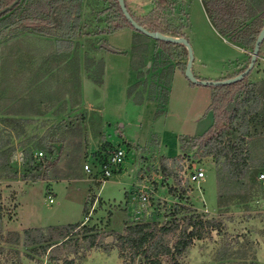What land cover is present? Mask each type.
I'll return each mask as SVG.
<instances>
[{"label": "rangeland", "instance_id": "obj_1", "mask_svg": "<svg viewBox=\"0 0 264 264\" xmlns=\"http://www.w3.org/2000/svg\"><path fill=\"white\" fill-rule=\"evenodd\" d=\"M84 1L82 11L89 17L97 6L93 8L94 0ZM206 1L179 0L170 18L176 25L182 23L185 26L194 51V69L198 59L204 58L206 65L215 71L211 72L214 78L207 80H218L217 72L233 75L243 69L250 61L252 50L238 49L230 37L221 34L216 25L220 16L214 13V8L212 11L211 2V12H208ZM126 2L137 16L148 14L155 5L154 0ZM260 2L263 4L264 0ZM27 33L33 32L23 31L0 38V57L5 67L9 65L5 56L15 48L20 61L21 49L30 43L29 38L21 39ZM133 33L132 29L125 28L103 36L84 35L72 43H55L40 36L33 39L35 47H44L46 52H51L55 46L64 49L72 44L74 49L78 47L81 65L77 84L72 79L71 82L64 81L62 89L67 90V98L79 106L75 109L77 113L73 111L72 116L62 120L8 119L6 122L0 117V129L9 128L12 144L9 149L16 155L15 168L23 170L21 144L30 139L52 135L61 138L64 145V153L51 172L62 179L26 181L19 177L0 180V264L49 262V253H36L24 245V231H19L20 227L62 225L65 221L81 220L92 230L85 236L97 234L103 243L101 247L90 249L89 239L80 241L79 251L68 254L74 264H125L129 258L116 245V232L123 233L127 224L143 221L165 223L177 218L182 224L190 214L215 218L221 225L203 238H195L181 264H264V179L260 177L264 172L262 126L248 130L245 137V147L250 150L249 163L255 167L244 179L230 177L225 167L217 165L213 155L205 156L193 145L194 135H201L211 126L213 115L206 108L212 99L207 88L212 87L203 85L201 93L191 92L183 84L187 77L179 70L176 60L169 62L174 69L171 76H162V68L153 71L155 48L148 47V54H141L133 45ZM103 38L113 51L94 45ZM22 40L26 42L21 43ZM75 57L73 55L72 59ZM99 61L104 66L102 85L96 82L102 70ZM19 69L3 77L4 83L5 79H10L14 87L9 97H2V105L23 93L24 80ZM81 77H87L86 83L81 82ZM249 81L262 89L260 96L264 100V40ZM165 88L169 91L166 100L163 99ZM89 99L93 103L86 102ZM18 104L14 102L7 110L18 111ZM263 106L264 103L258 111L259 118L264 116ZM4 112L2 109L0 116ZM200 119L204 130H195ZM241 133L237 131L236 136ZM116 148H122L126 157L106 181L100 180L102 174L97 168L94 167L92 172L84 169L86 162L92 164L97 152L105 156ZM39 150L36 154L43 156ZM76 153L80 158L72 160ZM199 167L206 172L205 178L190 182L187 175ZM141 191L149 195L146 202L138 199ZM85 207L89 209L87 220ZM14 216L16 219L10 222ZM74 248L57 247L52 255L62 258L63 253ZM62 262L60 259L52 263Z\"/></svg>", "mask_w": 264, "mask_h": 264}, {"label": "trees", "instance_id": "obj_2", "mask_svg": "<svg viewBox=\"0 0 264 264\" xmlns=\"http://www.w3.org/2000/svg\"><path fill=\"white\" fill-rule=\"evenodd\" d=\"M154 1L155 5L148 14L137 16L131 11L125 0L133 18L148 30L187 38L184 24L176 25L170 18L174 5L179 0ZM13 2L14 0H0V9ZM92 2L90 3L93 4ZM94 2L95 5L92 7L95 9L97 6V9H92L90 16L86 17L82 11L84 0H20L11 10L0 15V38L15 36L23 31H31L72 43L74 39L84 35L103 36L130 28L134 31L133 45L135 49H139L141 54L147 53L146 48L148 47L155 48L156 60L152 64L153 71L162 68V76L165 74L171 76L174 69L169 62L176 60L179 69L183 73L185 72L188 50L183 44L153 39L136 30L124 15L119 0H94ZM210 2L213 4L212 11L214 8V13L218 17L220 16L219 23L216 25L221 34L230 37L234 44L253 51L255 41L264 27V3L262 4L260 0H207L208 12H211ZM104 39H100L94 45L112 50ZM249 62L243 69L224 79L243 72ZM99 64L102 70L99 71L96 82L98 85H102L104 66L102 61H99ZM95 68L98 67L95 66ZM169 82L170 77L168 76L167 84ZM211 87L213 94L207 112L213 113L214 121L208 130L194 137L193 145L202 150L203 155H213L217 165L225 167L230 177L244 179L249 170L255 167L249 163L250 150L245 147L247 144L245 137L248 130H254L259 125L264 130V116L259 118L258 112L261 104L264 103L260 96L262 89L249 81V75L235 83ZM168 93V89L165 88L164 100ZM237 131L242 132L241 136H236ZM10 140L11 137L9 134H5V130L0 131V180L19 177L26 181L62 179L51 174L64 153L61 138L44 135L36 140L30 139L26 144H21L24 151L22 155L23 170L12 165L14 151L8 147ZM36 150L42 152L43 156H38ZM100 154L97 152L93 158L100 160ZM79 158L80 154L78 153L72 156V160ZM69 176L71 175L69 174ZM85 210L88 214L89 209L85 207ZM184 219L182 224L177 218L165 223L149 221L129 223L125 226L123 233L116 232V245L121 253L129 258V262L125 264H181V259L188 252L195 238L201 239L213 229H219L221 225L215 218H202L194 214H190ZM85 225L80 222L26 229L23 242L26 247L36 253H49V262L45 264H53L52 262L60 259L63 261L62 264H74L68 254L79 251L80 241L89 239L88 248L90 249L101 247L103 243L97 234L85 236L87 232L92 231ZM1 235L2 226L0 224ZM70 246L76 248L63 253L62 258L52 255L54 248Z\"/></svg>", "mask_w": 264, "mask_h": 264}, {"label": "crops", "instance_id": "obj_3", "mask_svg": "<svg viewBox=\"0 0 264 264\" xmlns=\"http://www.w3.org/2000/svg\"><path fill=\"white\" fill-rule=\"evenodd\" d=\"M128 1V0H127ZM45 37L46 39L54 42L59 41L57 38L49 37L45 35H38L37 33H31V34H24V36L21 37V39L29 38L27 46L25 47V44L23 46V49H21V56L20 61H18L16 54L17 49L15 48L13 51L10 50V54L8 56H5V60L9 65L6 67L4 66V63L2 61V58L0 57V85H1V91H0V113L3 110H5V114L1 115L0 117L4 118V121L7 122L8 119H29V120H35V119H45V118H52V119H67L71 114L76 112L78 108V103H72L70 99L67 97L69 94H67V90H63L62 87H64V81L71 82V79L75 81V84H77L78 80V71L80 70V63L78 61V47L74 49L72 44L67 45L64 47V49L59 47H54L51 52H46L44 47L41 49V46H36L33 42V39ZM22 42H26V40H22ZM60 42V41H59ZM57 42V43H59ZM238 49L243 50L240 48V46H236ZM45 51V52H44ZM89 52V51H87ZM76 55L75 59H72V56ZM103 56V54H102ZM75 61L76 63L73 64L72 62ZM19 62V63H18ZM85 65V63H82ZM17 68H20L19 72L22 74V78L24 80V83L22 84V92L21 97L11 99L10 101H6V105H2V97L7 98L9 97L10 92H13V84L10 81V79H5V83L3 80L4 75L8 77L9 72H12V70L16 71ZM180 70V69H179ZM178 70V71H179ZM192 70L195 74V76L199 79H212L215 75H212L211 72H215L214 70H211L210 67L206 65V61L204 58L198 59L197 68L194 69V61ZM5 71V72H4ZM177 71V72H178ZM176 72L173 74L172 84L174 83V78L176 76ZM184 74V73H183ZM234 74V73H233ZM218 77L216 79H224L225 76H230V74L225 75L223 73L217 72ZM26 79V80H25ZM185 82H183L184 86L189 89L191 92H194V94L201 93L202 92V84H195L191 82L188 78H186ZM81 82L86 83L87 77H81ZM4 84V85H3ZM77 86V85H76ZM209 89V94L212 97L213 94V88H207ZM84 96V95H83ZM198 99V98H197ZM85 98L83 97V102L85 103ZM21 103L23 106H20L18 111H11L7 110L10 105L13 103ZM82 102V100H81ZM86 102H92V99L87 100ZM211 103V102H210ZM209 103V104H210ZM208 104V106H209ZM90 105V104H87ZM207 106V108H208ZM206 108V110H207ZM77 113V112H76ZM211 115V111L208 112ZM207 114V113H206ZM213 115V113H212ZM214 117H212L210 123L213 124ZM201 119L198 121V125L195 127V130H204L201 129ZM0 124H2V121L0 120ZM6 127L5 129H0V131L5 130V134L9 133V128ZM196 136V135H194ZM7 139V137H6ZM11 140L9 142L8 147H11ZM14 151V150H13ZM13 162L15 161V153ZM2 180V179H1ZM97 199V198H96ZM53 202V201H51ZM96 202V201H95ZM19 210V206L17 209V212ZM1 219L2 214L0 211ZM17 216H14L11 221H14ZM89 217L86 215L85 219L87 220ZM80 222L84 223V220H81ZM75 222V223H80ZM65 224H72L73 222L65 221ZM60 225V224H56ZM49 226V225H48ZM36 227H46V226H36ZM35 228V227H32ZM26 229L30 228H23L20 227L21 232H23Z\"/></svg>", "mask_w": 264, "mask_h": 264}, {"label": "water", "instance_id": "obj_4", "mask_svg": "<svg viewBox=\"0 0 264 264\" xmlns=\"http://www.w3.org/2000/svg\"><path fill=\"white\" fill-rule=\"evenodd\" d=\"M19 1L20 0H14V2L11 3L10 5L5 6L4 8L0 9V15L11 10L14 6H16L19 3ZM119 3H120V6L122 8V11L124 12V15L126 16V18L129 20V22L134 26V28L136 30L142 32L143 34H145L148 37H151L153 39L183 44L187 48L188 60H187V64H186L184 74L191 82H193L195 84H202L205 86H218V85H226V84L238 82L250 74V72L252 71V69H253V67H254L257 59H258L261 44L264 40V27L261 29V31H260V33H259V35L255 41L254 49L251 53L250 63L248 65V67L243 72L239 73L236 76L226 78V79H222V80L199 79L195 76V74L192 70L193 61H194L195 56H194V51H193L192 45H191L188 38H186L184 36L167 35V34H164L160 31L148 30L147 28L142 26L139 22H137L133 18V16L131 15V13L129 12V10L127 8L125 0H119ZM110 238L112 239L111 236H110ZM110 238H108V241Z\"/></svg>", "mask_w": 264, "mask_h": 264}, {"label": "built area", "instance_id": "obj_5", "mask_svg": "<svg viewBox=\"0 0 264 264\" xmlns=\"http://www.w3.org/2000/svg\"><path fill=\"white\" fill-rule=\"evenodd\" d=\"M39 154L43 155L42 152H39ZM125 157V151L122 148H116L113 151L108 152L105 156L101 155L100 160L92 158V164L86 162L84 164V169L87 172H92L94 167L97 168L98 171L102 174V178L100 180L106 181L113 175L115 169L124 162ZM205 176L206 172L202 167H199L197 170L187 175V179L190 182H200L205 178ZM260 177L264 179V172L260 175ZM148 197L149 195L146 192L141 191L138 199L141 202H146L148 200ZM50 201H53V198H51Z\"/></svg>", "mask_w": 264, "mask_h": 264}]
</instances>
